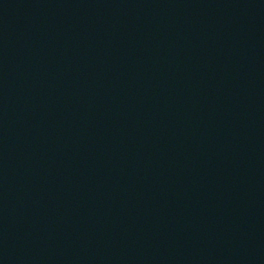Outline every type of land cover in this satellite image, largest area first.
Here are the masks:
<instances>
[{"label": "water", "instance_id": "obj_1", "mask_svg": "<svg viewBox=\"0 0 264 264\" xmlns=\"http://www.w3.org/2000/svg\"><path fill=\"white\" fill-rule=\"evenodd\" d=\"M0 264H264V0H0Z\"/></svg>", "mask_w": 264, "mask_h": 264}]
</instances>
